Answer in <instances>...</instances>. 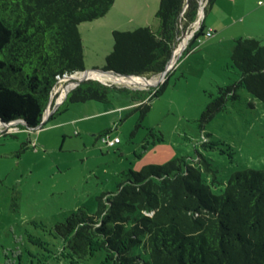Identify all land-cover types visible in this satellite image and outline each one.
<instances>
[{
	"label": "trees",
	"instance_id": "obj_1",
	"mask_svg": "<svg viewBox=\"0 0 264 264\" xmlns=\"http://www.w3.org/2000/svg\"><path fill=\"white\" fill-rule=\"evenodd\" d=\"M200 1L160 0L157 29L113 31L114 48L104 70L147 78L161 74L193 30ZM205 1L206 13L217 0ZM115 2L0 0L3 123L41 125L59 80L86 70L80 25L106 16ZM205 29L201 22L190 44L204 36ZM232 60L241 72L239 86L264 102V44L241 38L235 42ZM166 86L167 81L139 91L88 79L69 92L49 119L67 102L107 103L112 91L130 93L144 118L152 99ZM216 105L217 101L211 103L205 115L217 111ZM204 172L213 175L210 182ZM217 173L203 156L198 163L180 156L166 165L130 170L116 192L97 198L95 213L80 207L59 222L55 231L77 260L103 251L109 264H264V170L232 174L220 194L212 190Z\"/></svg>",
	"mask_w": 264,
	"mask_h": 264
},
{
	"label": "rangeland",
	"instance_id": "obj_2",
	"mask_svg": "<svg viewBox=\"0 0 264 264\" xmlns=\"http://www.w3.org/2000/svg\"><path fill=\"white\" fill-rule=\"evenodd\" d=\"M260 2L218 0L194 26L204 22L205 34L211 28L212 36L191 44L192 33L185 37L169 71L153 76L159 82L115 84L148 91L167 81L144 118L130 93L112 91L107 103L67 102L37 130L22 124L0 127V133L7 132L0 135V264H109L103 251L87 260L72 257L55 226L80 207L95 213L97 198L116 192L130 170L166 165L180 156L198 163L203 156L218 171L216 194L232 174L264 170V102L239 86L241 72L232 60L237 40L264 44ZM159 3L147 0L141 23L115 30L157 29ZM98 21L80 25L86 70L104 69L114 48L113 31ZM67 83L55 88L52 107ZM226 87L231 90L221 93L219 88ZM215 101L217 111L205 115ZM108 131L122 143L107 146L100 134ZM212 176L204 172L209 182Z\"/></svg>",
	"mask_w": 264,
	"mask_h": 264
},
{
	"label": "crops",
	"instance_id": "obj_3",
	"mask_svg": "<svg viewBox=\"0 0 264 264\" xmlns=\"http://www.w3.org/2000/svg\"><path fill=\"white\" fill-rule=\"evenodd\" d=\"M146 9H147V0H116L114 6L108 12V14L98 19L100 20L98 21L99 22L98 24L110 29V31H114L118 25H122L124 23H130L133 21H137V23H141L139 21H143V17L145 16ZM53 113H51V115ZM121 143L122 140L119 144Z\"/></svg>",
	"mask_w": 264,
	"mask_h": 264
},
{
	"label": "water",
	"instance_id": "obj_4",
	"mask_svg": "<svg viewBox=\"0 0 264 264\" xmlns=\"http://www.w3.org/2000/svg\"><path fill=\"white\" fill-rule=\"evenodd\" d=\"M204 2H205L204 0H201V1H200V5H201V6H200V11H199V17H198V20L196 21V23H198V22L200 21L201 17L204 16V14H205V12H204L205 10H204V9H205V6H206V5H203ZM196 23H195L193 26H195ZM184 39H186V38H184ZM184 39H183L182 41H184ZM182 41H181V42H182ZM175 51H176V49L174 50V52H173V54H172V58H171L170 61L168 62V64H167L165 70L160 74L161 76L165 75V74L169 71V69L171 68V62H172L173 58L175 57ZM96 71H99V72H102V73H110V74H113L114 76H117V77H124V78L140 77V78H144V79H146V80H150V79L153 78V77H152V78H147V77L133 76V75H121V74H118V73H116V72H114V71H107V70H104V69H102V70H99V69L85 70V71H82V72L77 73V74L74 75V76H67V77H65V78L68 79V80H69V79H73V80L68 84V88L66 89L65 97L67 98L69 92H70L72 89H74L75 87H77V86H78L80 83H82L83 81L88 80V79L99 80V79H96V78H94V77H92V76H86V77H84V75H85L86 73H89V72H96ZM99 81H101L102 83H105V84H111L110 82H105V81H102V80H99ZM59 106H60V104H56V105L54 106V108L52 109V97H51V101H50L49 106H48V108H47V110H46V113H45V116H44V118H43V121H42L41 125H40L38 128H29V127L27 126L26 122H24V121H15V122L8 123V124L3 123L1 120H0V122H1L3 125H5V126L13 125V124H22V125H24L25 127H27L28 129H31V130H37V129L42 128V126H43V124L45 123V121L50 117L51 114H49V110H52V111L54 112L56 109L59 108ZM48 114H49V115H48ZM47 115H48V116H47Z\"/></svg>",
	"mask_w": 264,
	"mask_h": 264
},
{
	"label": "bare ground",
	"instance_id": "obj_5",
	"mask_svg": "<svg viewBox=\"0 0 264 264\" xmlns=\"http://www.w3.org/2000/svg\"><path fill=\"white\" fill-rule=\"evenodd\" d=\"M184 46H185V43H182L180 45V47L176 49L175 54L176 53L177 54L181 53L182 50L184 49ZM173 64L174 63L171 62V66ZM86 76H92V77H94L96 79H99V80H102V81H105V82H110L112 84L122 85V86L123 85H125V86H129L130 85L131 86V85H133L135 83H138V79H141L142 80V83H144V84H151V83H154V82H159V80H160V79H156V78L150 79V80H146V79L140 78V77H133V78L117 77V76H114L113 74H110V73H102V72H99V71L86 73L84 75V77H86ZM3 126L4 125L0 122V127H3Z\"/></svg>",
	"mask_w": 264,
	"mask_h": 264
},
{
	"label": "built area",
	"instance_id": "obj_6",
	"mask_svg": "<svg viewBox=\"0 0 264 264\" xmlns=\"http://www.w3.org/2000/svg\"><path fill=\"white\" fill-rule=\"evenodd\" d=\"M205 1V0H204ZM261 4H264L263 2H260ZM203 5H206V1L204 2V4ZM201 27V25H199V27H197L196 29H194V26H193V30L192 31H190L187 35H186V37L187 36H190V33H192V36L191 37H194V34H195V32L199 29ZM212 34H213V30L212 29H208L207 30V32H206V36L207 37H211L212 36ZM185 40V39H184ZM200 40V39H199ZM77 74V73H76ZM76 74H73V75H70V76H74V75H76ZM65 77H67V76H65ZM61 78L60 80H59V82H58V84L55 86V88H57V86L61 83V82H63V81H66V82H68L67 83V85H66V89L68 88V84L73 80V79H66V78ZM55 88H54V90H55ZM66 89L64 90V92L63 93H61V96H60V98H58L57 99V101L55 102V104H54V106L56 105V104H62L64 101H65V99H66V97H65V93H66ZM53 90V93H52V103H53V100H54V98H55V95H56V91H54ZM54 106L52 107V109L54 108ZM51 113H53V111L52 110H49V114H51ZM48 114V115H49ZM47 115V116H48ZM49 119V118H48ZM47 119V120H48ZM14 125V124H13ZM5 126V125H4ZM8 126H10V125H8ZM8 126H6V127H8ZM101 138H102V140H103V142H105V144L107 145V146H110V147H115L116 145H118L120 142H121V139H120V137H118V136H116V137H111V135L110 134H105V135H102L101 136Z\"/></svg>",
	"mask_w": 264,
	"mask_h": 264
}]
</instances>
